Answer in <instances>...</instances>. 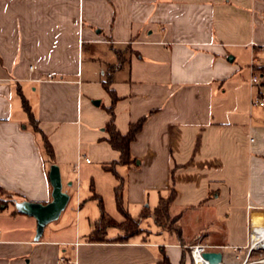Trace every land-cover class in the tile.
<instances>
[{"label": "crops", "instance_id": "crops-1", "mask_svg": "<svg viewBox=\"0 0 264 264\" xmlns=\"http://www.w3.org/2000/svg\"><path fill=\"white\" fill-rule=\"evenodd\" d=\"M261 65L264 0H0V187L14 199L0 211L51 201L53 164L69 192L89 154L104 170L119 158L105 139L109 73L117 130L144 118L130 143L134 163L119 175L123 207L140 211L139 232L124 238L110 226L101 241L95 230L37 240L32 228L0 229V264H157L164 256L180 264L198 239L231 250L239 264L251 260L252 228H264V105L253 103L262 87L245 70ZM171 188L180 240L153 217ZM145 218L154 228L141 226Z\"/></svg>", "mask_w": 264, "mask_h": 264}, {"label": "rangeland", "instance_id": "rangeland-1", "mask_svg": "<svg viewBox=\"0 0 264 264\" xmlns=\"http://www.w3.org/2000/svg\"><path fill=\"white\" fill-rule=\"evenodd\" d=\"M256 70L258 69L254 70V74H258L262 71ZM245 72L247 75L250 74L251 76V72L248 69H246ZM263 82L264 78L259 77L257 83L262 87V94L264 99V85L260 84ZM88 157L93 160L92 163L84 164L82 169L80 170L79 185L78 183H75L72 187H68V193L70 195L68 205L61 213L59 218L47 224L44 229V238H47L49 235H51L54 238L68 240L75 238L77 234L79 237L85 238L97 228V223L101 219L102 215H104L105 218H112L116 221H120L123 219V215L118 210L115 201V191L116 187L120 185V176H123L125 179L127 178L123 171V166L119 165L115 167L118 174L115 175L109 170H104L102 164H99L95 161V159H92L93 157L90 156V154L88 155ZM72 177L73 179L76 178H74V174ZM63 186V188H67L65 179L63 180ZM123 194V197L125 198V191L123 192ZM100 199L103 201V209L100 205ZM3 202L4 201H2V203ZM3 206L4 204L0 205V207ZM16 208V204L10 203L7 207L1 209L0 229H6L11 233L29 235L32 233L28 231V229L32 228L34 231L33 233H35L36 236L37 219L33 216H27L26 214H22L19 212H12V210H16ZM128 212L133 218H137L140 214L139 209L133 205H130V211ZM189 219H187V221H189ZM141 226H144L146 228H154L155 225L152 218H145L142 219ZM185 226V228H191V224L188 222L185 223ZM112 231L113 230H111L110 232ZM198 240L190 245L196 244L198 242L203 243L202 240ZM190 245H188L187 247L189 248ZM210 249L211 248L209 247L208 250ZM263 259L264 249L260 248L253 253L252 258L251 260H249V262H251V264H264V262H262ZM258 260H261V263L257 262ZM239 262L240 259H237L231 250H222L223 264H239ZM192 264H194L193 259Z\"/></svg>", "mask_w": 264, "mask_h": 264}, {"label": "trees", "instance_id": "trees-1", "mask_svg": "<svg viewBox=\"0 0 264 264\" xmlns=\"http://www.w3.org/2000/svg\"><path fill=\"white\" fill-rule=\"evenodd\" d=\"M113 68H115V65H110L109 72H111ZM257 69L262 70L261 72L264 73V65L259 66ZM111 80L112 79H111L110 73L107 75L106 79L103 80V87L109 93L111 97V104L109 107L106 108V111L109 114V119L104 125V130L107 132V137L105 139L107 140V142L110 144V146L113 149L119 152V158L117 160L112 161L108 165H105L104 167L106 170H109L113 172L115 175H118L115 169L117 165L131 166L134 163V158L131 156V153H130V143L135 139L137 133L141 130L144 118H141L137 120L136 122L130 123L128 127V131L124 134L121 133L119 130H117L115 123H114V103L117 99V96L115 95L114 90L110 88ZM24 107L30 113V117H31V121L34 126V129L38 132L43 133L41 128L39 127L38 120L33 117L30 106L26 100L24 101ZM44 145H45V149H46L49 159L53 161L55 157L54 148L52 144L50 143V141L48 140L46 135H44ZM123 182H124V179L120 177V185L116 187V191H115L117 208L123 215L122 221L116 222L114 219L112 218L108 219V218H105L104 215H102L101 219L97 223V228L95 229L92 235V239L100 240V241L103 240L105 237L106 229L110 226H117L120 229H122L124 232L123 233L124 238L139 232L140 230L139 220L133 218L129 214V212L125 210L121 202L120 190H121ZM2 197H6V198H2ZM174 198H175V190L174 188H171L167 196L160 198L159 204L154 208L153 217H154V222L158 226L174 231L175 234L177 235V238L180 240L181 239V229L175 223L179 216L178 215L171 216V213H170V206ZM0 200L4 201L3 203L7 205L8 201H14L13 194L8 193L7 191H5L3 188L0 187ZM3 203L1 202V204ZM100 205L102 206V209H103V201L101 199H100ZM16 212L22 213L17 208H16ZM147 216H149V212L146 210H143L141 212V217H147ZM186 254L190 258L191 264H192V257H191L189 248L184 249L183 255L180 260V264H184ZM157 264H170V262L168 258L164 256L163 260Z\"/></svg>", "mask_w": 264, "mask_h": 264}, {"label": "water", "instance_id": "water-1", "mask_svg": "<svg viewBox=\"0 0 264 264\" xmlns=\"http://www.w3.org/2000/svg\"><path fill=\"white\" fill-rule=\"evenodd\" d=\"M99 103L100 101L97 100L96 104ZM49 177L53 188L51 201L47 203L32 201L16 202L18 210L37 219V240L42 237L47 224L60 217L70 200L69 193L64 191L62 175L58 165L53 164L51 166ZM260 246L264 249V242L260 243ZM202 258L208 264H222V253L220 251L206 250L202 252Z\"/></svg>", "mask_w": 264, "mask_h": 264}, {"label": "built area", "instance_id": "built-area-1", "mask_svg": "<svg viewBox=\"0 0 264 264\" xmlns=\"http://www.w3.org/2000/svg\"><path fill=\"white\" fill-rule=\"evenodd\" d=\"M250 70H251L250 82L252 84L257 83L258 79L260 77V74H254L253 67H250ZM55 79H56V77H55L54 73H47L46 80H55ZM253 103H257V104L262 106V105H264V100H263V98L258 97V98H255L253 100ZM85 159H86V161L90 162V159L88 157H86ZM252 231H253V228H252ZM252 231L250 233V244H249L250 245V249L254 248L255 250H258V249L261 248V246L259 244L257 247H253L252 237H251ZM209 247H211V245H208L206 243H201V242H198L196 244H193V245L189 246L190 254H191V257L193 259L194 264H195V253H198L199 255L202 256V252L208 250ZM257 262L261 263V260H258ZM241 264H251V262H249L247 259H244Z\"/></svg>", "mask_w": 264, "mask_h": 264}, {"label": "bare ground", "instance_id": "bare-ground-1", "mask_svg": "<svg viewBox=\"0 0 264 264\" xmlns=\"http://www.w3.org/2000/svg\"><path fill=\"white\" fill-rule=\"evenodd\" d=\"M264 228L262 227H255L252 231V244L253 247H257L260 243L264 242V235L261 234H255L256 231H262ZM264 262V259L262 260ZM195 264H208L207 261H205L201 255L198 253H195Z\"/></svg>", "mask_w": 264, "mask_h": 264}]
</instances>
